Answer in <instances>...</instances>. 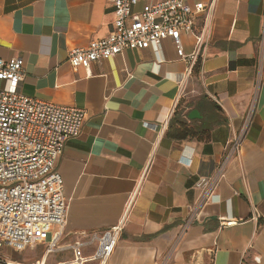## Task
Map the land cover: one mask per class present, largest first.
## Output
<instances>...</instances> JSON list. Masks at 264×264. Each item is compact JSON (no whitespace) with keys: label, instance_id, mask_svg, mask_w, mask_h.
Listing matches in <instances>:
<instances>
[{"label":"crops","instance_id":"0c3cea01","mask_svg":"<svg viewBox=\"0 0 264 264\" xmlns=\"http://www.w3.org/2000/svg\"><path fill=\"white\" fill-rule=\"evenodd\" d=\"M187 1L211 4L195 21L203 42L192 62L167 38L73 68L71 48L111 31L112 0H0V57L23 58L20 93L87 113L57 162L60 250L4 244L0 264L69 262L71 243L120 221L105 264H264V0ZM181 41L185 54L195 50L192 34ZM181 109L211 125L208 138L173 136ZM194 109L201 118H188ZM240 133L237 157L211 185ZM208 187L214 199L184 231Z\"/></svg>","mask_w":264,"mask_h":264},{"label":"built area","instance_id":"2783aa9c","mask_svg":"<svg viewBox=\"0 0 264 264\" xmlns=\"http://www.w3.org/2000/svg\"><path fill=\"white\" fill-rule=\"evenodd\" d=\"M112 3L111 31L86 46L71 48L68 61L73 68H89L92 63L128 49H157L167 38L172 40L180 59L192 62L198 55L203 36L194 31L195 21L211 4H191L187 0H112ZM183 33L195 38V50L189 55L183 49ZM23 67L22 57H0V81L4 82L0 87V245L24 250L44 244L46 252L53 253L60 250L67 208L57 162L66 140L81 132L87 113L81 108L61 106L20 93ZM251 108L242 131L249 121ZM241 140L242 133L230 142L228 156L219 165L211 185L222 176L226 160L237 157ZM213 199V190L208 187L187 217L184 231ZM122 230L123 221H120L101 232H92L84 241L71 243L67 249L72 251L73 259L59 264H105ZM87 246H94V250L84 255L82 249Z\"/></svg>","mask_w":264,"mask_h":264},{"label":"trees","instance_id":"16d2710c","mask_svg":"<svg viewBox=\"0 0 264 264\" xmlns=\"http://www.w3.org/2000/svg\"><path fill=\"white\" fill-rule=\"evenodd\" d=\"M184 109L180 110L181 118L177 121V127L172 129L173 136L176 139L194 138L205 139L208 138L209 129L211 125L205 121L198 123L196 120H187V112H183ZM189 123H188V122Z\"/></svg>","mask_w":264,"mask_h":264},{"label":"water","instance_id":"95a60500","mask_svg":"<svg viewBox=\"0 0 264 264\" xmlns=\"http://www.w3.org/2000/svg\"><path fill=\"white\" fill-rule=\"evenodd\" d=\"M189 119H196V118H201L198 110L194 109L188 114Z\"/></svg>","mask_w":264,"mask_h":264},{"label":"rangeland","instance_id":"374dc122","mask_svg":"<svg viewBox=\"0 0 264 264\" xmlns=\"http://www.w3.org/2000/svg\"><path fill=\"white\" fill-rule=\"evenodd\" d=\"M181 105H184V104H181ZM194 138H196V137H194ZM41 247H42V249H44V245H41Z\"/></svg>","mask_w":264,"mask_h":264}]
</instances>
